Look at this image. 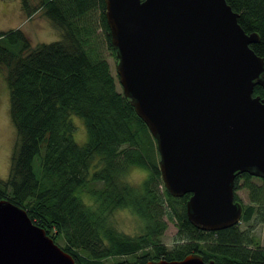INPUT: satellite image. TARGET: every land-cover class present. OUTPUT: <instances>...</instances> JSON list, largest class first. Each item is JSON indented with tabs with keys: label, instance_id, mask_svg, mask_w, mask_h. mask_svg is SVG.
Listing matches in <instances>:
<instances>
[{
	"label": "trees",
	"instance_id": "1",
	"mask_svg": "<svg viewBox=\"0 0 264 264\" xmlns=\"http://www.w3.org/2000/svg\"><path fill=\"white\" fill-rule=\"evenodd\" d=\"M246 33H257L251 44L264 59V0H226ZM27 18L38 10L60 32L59 40L32 45L21 28L0 31V70L5 69L10 94V116L16 129L9 173L0 178V200L26 209L32 221L70 253L78 264L146 263L180 260L200 254L216 264H264V249L239 224L203 231L186 213L190 194L167 192L159 168L156 140L137 115L129 98L117 88L111 67L98 49L94 14L106 34L113 55L104 0H22ZM254 95L264 97L257 85ZM85 124L87 141L74 139L72 116ZM132 167L147 172L140 185L128 181ZM249 173L235 178L236 190L251 193L241 222L264 225L262 186ZM130 211L141 223L135 233L121 230L117 211ZM174 220L176 245L162 243ZM240 222V223H241ZM63 244H59V242ZM257 243V244H256ZM141 252V254H138ZM135 261H121L123 256Z\"/></svg>",
	"mask_w": 264,
	"mask_h": 264
},
{
	"label": "water",
	"instance_id": "2",
	"mask_svg": "<svg viewBox=\"0 0 264 264\" xmlns=\"http://www.w3.org/2000/svg\"><path fill=\"white\" fill-rule=\"evenodd\" d=\"M122 93L156 140L165 189L203 231L241 222L235 178H264V59L226 0H104ZM264 258V255H263ZM0 264H78L0 200ZM143 264V263H132ZM144 264H216L200 254Z\"/></svg>",
	"mask_w": 264,
	"mask_h": 264
},
{
	"label": "rangeland",
	"instance_id": "3",
	"mask_svg": "<svg viewBox=\"0 0 264 264\" xmlns=\"http://www.w3.org/2000/svg\"><path fill=\"white\" fill-rule=\"evenodd\" d=\"M32 6L37 4V0H30ZM94 22L96 27V42L98 49L102 56L106 58L110 64L112 75L116 79L117 88L122 92V87L119 84L117 76V63L118 59L113 55L109 49L106 40V34L99 28V15L96 12L94 14ZM21 28L28 36L32 45L38 43H49L61 38L60 32L55 28L52 21L44 16L41 11L35 12L31 18H27L23 7L22 0H0V31H8L10 29ZM5 69L0 70V178H6L9 173L11 154L13 146L16 141V129L12 123L10 116V94L9 88L6 83ZM72 122L76 126V130L73 134L74 139L79 144H84L87 141V131L85 124L78 116H72ZM147 172L139 167H132L128 173V181L134 185H140L145 179ZM254 185L262 186L263 181L258 177H254L250 180ZM238 197L244 206L252 204L251 193L247 187L243 186V180L236 190ZM114 219L117 226L128 233H135L141 227V223L138 219L127 210L117 211L114 215ZM168 228L165 230L162 236V243L171 249L176 245L174 240L177 233V227L174 220H169L165 217ZM241 230L252 228L250 234L255 238L259 245L255 243L251 244L252 248L260 246L264 249V225L255 223L252 220L249 224L244 222L239 223ZM256 243V244H257ZM59 244H63L61 241ZM141 254V252H138ZM117 259L121 261L134 262V256H123ZM107 264L114 262V259H108Z\"/></svg>",
	"mask_w": 264,
	"mask_h": 264
}]
</instances>
